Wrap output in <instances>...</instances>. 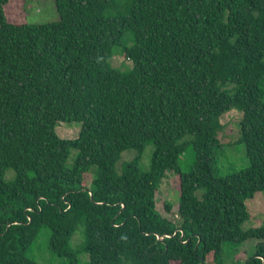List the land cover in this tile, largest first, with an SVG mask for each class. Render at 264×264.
I'll use <instances>...</instances> for the list:
<instances>
[{"label":"trees","instance_id":"trees-1","mask_svg":"<svg viewBox=\"0 0 264 264\" xmlns=\"http://www.w3.org/2000/svg\"><path fill=\"white\" fill-rule=\"evenodd\" d=\"M15 1L0 0V264H37L27 252L43 228L68 264L81 250L88 264H225V248L253 240L233 264H264V222L243 229L245 201L264 192V0H53L59 20L44 24L10 17ZM117 54L131 66L114 68ZM232 110L248 166L217 177ZM169 177L172 219L156 207Z\"/></svg>","mask_w":264,"mask_h":264},{"label":"rangeland","instance_id":"rangeland-1","mask_svg":"<svg viewBox=\"0 0 264 264\" xmlns=\"http://www.w3.org/2000/svg\"><path fill=\"white\" fill-rule=\"evenodd\" d=\"M13 1V0H11ZM11 2H9L10 4ZM8 15L10 17L23 16L22 22L27 24H44L54 23L59 20L56 11L55 3L53 0H29L27 5L22 0H16L8 7ZM15 21V20H14ZM111 65L114 68L124 70L125 67H130L131 63L125 60L120 54L112 58ZM242 114L236 110L229 111L223 114L220 118V123L223 125V130L219 135V142L222 145L217 153L214 155V167L217 170V177H224L229 174L240 172L247 168L248 162L245 156L244 147L237 144L239 137V124ZM57 135L62 139H76L80 130L79 124H65L59 123L56 127ZM76 150H71L70 156L65 164L70 168L76 158ZM132 153L124 152L121 160L116 164V170H120V166L124 161L132 157ZM151 162V146H147L144 150L139 168L142 171L150 169ZM191 149L186 148L183 155L178 160V166L182 171H188L192 165ZM5 180H12L14 178L13 171L8 169L4 175ZM91 176H85V184L89 185ZM178 183L177 178L169 177L163 181L156 193V207L157 210L164 216L172 219L170 214L164 212L166 202L171 203L172 213H175L178 207ZM245 206L249 214V221L243 225V229H250L260 227L264 222V192L257 193L252 199L245 201ZM51 236L50 230L43 228L37 240L31 245L27 252V257L37 264H68V259L63 254H55L49 250L48 243ZM82 241L80 231L75 232L69 243V250L66 252L71 253L73 250L80 248ZM255 240L248 241L237 248L227 251L224 249L223 260L225 264H233L236 260H244L248 254L252 252ZM228 247V246H225ZM77 264H88V255L82 250L76 258Z\"/></svg>","mask_w":264,"mask_h":264},{"label":"water","instance_id":"water-1","mask_svg":"<svg viewBox=\"0 0 264 264\" xmlns=\"http://www.w3.org/2000/svg\"><path fill=\"white\" fill-rule=\"evenodd\" d=\"M90 198H92V195H90Z\"/></svg>","mask_w":264,"mask_h":264}]
</instances>
